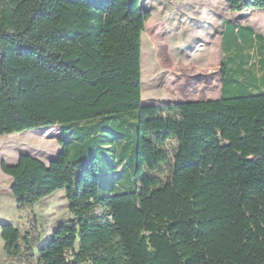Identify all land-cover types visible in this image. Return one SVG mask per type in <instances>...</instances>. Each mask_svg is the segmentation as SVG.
I'll return each instance as SVG.
<instances>
[{
	"label": "trees",
	"instance_id": "trees-1",
	"mask_svg": "<svg viewBox=\"0 0 264 264\" xmlns=\"http://www.w3.org/2000/svg\"><path fill=\"white\" fill-rule=\"evenodd\" d=\"M148 19L141 0H0V137L56 127L60 147L49 166L1 163L17 208L63 191L88 264H264V94L249 90H264V44L249 89L142 107ZM131 144L133 188L100 197V160L113 150L122 173ZM41 235L34 218L3 225L4 254L34 264Z\"/></svg>",
	"mask_w": 264,
	"mask_h": 264
},
{
	"label": "rangeland",
	"instance_id": "rangeland-1",
	"mask_svg": "<svg viewBox=\"0 0 264 264\" xmlns=\"http://www.w3.org/2000/svg\"><path fill=\"white\" fill-rule=\"evenodd\" d=\"M141 8L149 14L148 27L144 24L140 36L142 107L217 101L231 81L237 90L249 89L256 77L258 47L264 44V8L231 12L224 0H141ZM249 90L264 94L263 89ZM57 137L56 127L1 136L0 165H15L19 155L26 154L49 166L60 152ZM128 151L120 174L110 173L120 164L114 162L113 150L100 160V197L112 194V186L124 191L133 188V144ZM11 182L0 169V231L3 225H11L23 232L34 218L42 234L34 264H88L79 256L74 233L65 226L71 216L64 192L57 190L31 208L18 209ZM3 247L0 236V264H14Z\"/></svg>",
	"mask_w": 264,
	"mask_h": 264
},
{
	"label": "crops",
	"instance_id": "crops-1",
	"mask_svg": "<svg viewBox=\"0 0 264 264\" xmlns=\"http://www.w3.org/2000/svg\"><path fill=\"white\" fill-rule=\"evenodd\" d=\"M256 60H257V57H256ZM255 63H256V61H255ZM257 70V69H256ZM258 75H259V73L258 72H256V77H258Z\"/></svg>",
	"mask_w": 264,
	"mask_h": 264
},
{
	"label": "water",
	"instance_id": "water-1",
	"mask_svg": "<svg viewBox=\"0 0 264 264\" xmlns=\"http://www.w3.org/2000/svg\"><path fill=\"white\" fill-rule=\"evenodd\" d=\"M180 103H188V102H180Z\"/></svg>",
	"mask_w": 264,
	"mask_h": 264
}]
</instances>
